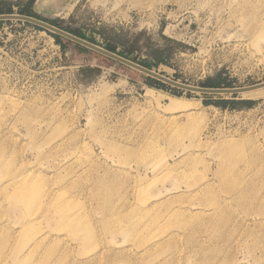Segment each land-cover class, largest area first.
Listing matches in <instances>:
<instances>
[{
	"label": "rangeland",
	"instance_id": "374dc122",
	"mask_svg": "<svg viewBox=\"0 0 264 264\" xmlns=\"http://www.w3.org/2000/svg\"><path fill=\"white\" fill-rule=\"evenodd\" d=\"M5 13L178 83L264 82V0H0ZM0 264H264V87L186 90L0 20Z\"/></svg>",
	"mask_w": 264,
	"mask_h": 264
},
{
	"label": "water",
	"instance_id": "95a60500",
	"mask_svg": "<svg viewBox=\"0 0 264 264\" xmlns=\"http://www.w3.org/2000/svg\"><path fill=\"white\" fill-rule=\"evenodd\" d=\"M8 20V19H18V20H23L27 21L29 23H33L35 25H38L40 27L46 28L47 30H50L54 33H57L59 35L65 36L73 41H76L77 43L84 45L90 49H93L95 51H98L102 54H105L115 60H118L122 63H125L129 66H132L136 69H139L147 74H150L152 76H155L165 82H169L175 86H178L180 88L190 90V91H196V92H202V93H246V92H252L255 90H259L264 87V82L250 85V86H245V87H234V88H205V87H200V86H192V85H186L182 83L175 82L149 68H146L130 59H127L117 53H114L112 51L107 50L106 48L99 46L97 44H94L88 40H85L81 37H78L62 28H59L43 19H39L33 16H28V15H23V14H10V13H5V14H0V20Z\"/></svg>",
	"mask_w": 264,
	"mask_h": 264
},
{
	"label": "bare ground",
	"instance_id": "6f19581e",
	"mask_svg": "<svg viewBox=\"0 0 264 264\" xmlns=\"http://www.w3.org/2000/svg\"><path fill=\"white\" fill-rule=\"evenodd\" d=\"M232 145H233V143L232 142H229V141H226L224 143H221L222 151H227ZM203 190H205V189L203 188ZM201 192H203V191L201 190ZM22 196H23V192L21 191L20 192V197L17 198L16 201H20L21 198H22Z\"/></svg>",
	"mask_w": 264,
	"mask_h": 264
},
{
	"label": "trees",
	"instance_id": "16d2710c",
	"mask_svg": "<svg viewBox=\"0 0 264 264\" xmlns=\"http://www.w3.org/2000/svg\"><path fill=\"white\" fill-rule=\"evenodd\" d=\"M34 17H38V16H35V15H33ZM57 37H59L58 35H56ZM83 48H85V47H83ZM85 49H87V48H85Z\"/></svg>",
	"mask_w": 264,
	"mask_h": 264
}]
</instances>
